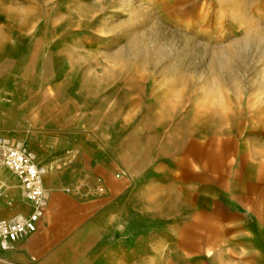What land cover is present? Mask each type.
<instances>
[{"label":"rangeland","instance_id":"1","mask_svg":"<svg viewBox=\"0 0 264 264\" xmlns=\"http://www.w3.org/2000/svg\"><path fill=\"white\" fill-rule=\"evenodd\" d=\"M72 125L167 205L127 243L172 237L210 172L264 161V0H0V129Z\"/></svg>","mask_w":264,"mask_h":264},{"label":"crops","instance_id":"2","mask_svg":"<svg viewBox=\"0 0 264 264\" xmlns=\"http://www.w3.org/2000/svg\"><path fill=\"white\" fill-rule=\"evenodd\" d=\"M0 137L25 144L46 168L49 202L35 233L16 243L0 242V264H135L136 257L142 264H264V161L259 156L220 179L210 172V204L192 202L184 228L183 205L175 201L168 213L183 219L168 230L172 237L164 228L156 234L165 235L152 241L147 231L135 246L127 243L133 220L122 221L128 210L131 219L137 210L149 223L151 210L165 217L167 205L149 194H133L132 182L119 176L112 150L92 132L73 125L14 127L0 129ZM32 212L19 179L0 166V220Z\"/></svg>","mask_w":264,"mask_h":264},{"label":"built area","instance_id":"3","mask_svg":"<svg viewBox=\"0 0 264 264\" xmlns=\"http://www.w3.org/2000/svg\"><path fill=\"white\" fill-rule=\"evenodd\" d=\"M0 166L16 176L24 197L33 205L29 216L0 220V242L16 243L36 232L48 209V193L44 188L46 168L39 166L23 143H11L0 137Z\"/></svg>","mask_w":264,"mask_h":264}]
</instances>
